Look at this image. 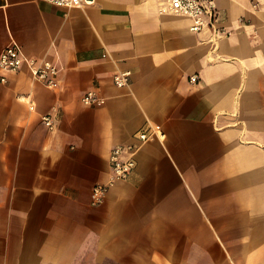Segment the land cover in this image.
<instances>
[{"label": "crops", "instance_id": "crops-1", "mask_svg": "<svg viewBox=\"0 0 264 264\" xmlns=\"http://www.w3.org/2000/svg\"><path fill=\"white\" fill-rule=\"evenodd\" d=\"M214 2L192 33L166 0H0V51L57 70L0 83V264H264V0ZM117 145L135 167L93 207Z\"/></svg>", "mask_w": 264, "mask_h": 264}, {"label": "built area", "instance_id": "built-area-1", "mask_svg": "<svg viewBox=\"0 0 264 264\" xmlns=\"http://www.w3.org/2000/svg\"><path fill=\"white\" fill-rule=\"evenodd\" d=\"M48 2L58 8H75L90 4L92 0H42ZM161 11L170 14L188 18L191 22L189 31L199 33L205 28L210 27L217 32L215 23L217 21V9L214 0H166L165 5L161 7ZM26 66L33 79L39 81L46 87H53L55 84L57 70L48 61H37L25 58L20 48L15 45H9L0 51V83H5V75L18 71L22 66ZM131 72L123 70L116 72L112 76V84L120 89L127 87ZM197 76L189 77V81H197ZM80 102L85 107L101 106L104 99L97 95L93 90L85 92L80 98ZM42 123L50 128L52 126L49 115L41 117ZM139 142H145L152 136L161 138L163 135L158 127L152 133L140 131L136 135ZM136 145H117L114 146L108 157V165L110 170V179L104 184H95L90 191V205L99 206L105 198L109 186L117 180L126 179L135 167L133 158Z\"/></svg>", "mask_w": 264, "mask_h": 264}]
</instances>
